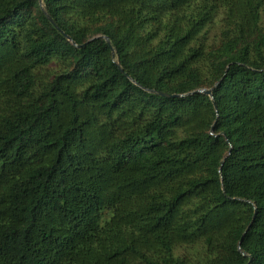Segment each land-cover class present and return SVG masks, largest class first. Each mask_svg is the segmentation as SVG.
<instances>
[{
    "label": "trees",
    "instance_id": "16d2710c",
    "mask_svg": "<svg viewBox=\"0 0 264 264\" xmlns=\"http://www.w3.org/2000/svg\"><path fill=\"white\" fill-rule=\"evenodd\" d=\"M43 3L0 0V264H264V0Z\"/></svg>",
    "mask_w": 264,
    "mask_h": 264
},
{
    "label": "water",
    "instance_id": "95a60500",
    "mask_svg": "<svg viewBox=\"0 0 264 264\" xmlns=\"http://www.w3.org/2000/svg\"><path fill=\"white\" fill-rule=\"evenodd\" d=\"M40 2H41V4H42V6H43L44 12L46 13L48 19L51 20L52 22H54L53 19H52V17H51V15L49 14V12L47 11V9H46V7H45V5H44L43 0H40ZM68 38L70 39L69 36H68ZM105 38L107 39L108 44L111 45V41H110V39H109L107 36H105ZM74 43H75V42H74ZM75 44H76V43H75ZM76 45H77V44H76ZM78 46H81V45H78ZM117 64L119 65L120 69L122 70V67H121L119 61L117 62ZM134 82H135V81H134ZM218 82H219V81H218ZM218 82H217L216 84H218ZM135 83H136V82H135ZM216 84H215V85H216ZM213 88H214V87H210V88L202 87V88H198V89H196V90H193V91H190V92H187V93H183V94H178V93H168V92H166V91L153 90V89H148V90L154 91V92H156V93H158V94H160V95H163V96H186V95H190V94H193V93H196V92H202V93H205V94H207V95H209V96L212 97V96H213Z\"/></svg>",
    "mask_w": 264,
    "mask_h": 264
},
{
    "label": "rangeland",
    "instance_id": "374dc122",
    "mask_svg": "<svg viewBox=\"0 0 264 264\" xmlns=\"http://www.w3.org/2000/svg\"><path fill=\"white\" fill-rule=\"evenodd\" d=\"M215 32H216V30H213V31L210 33V35H211V36H214V35H215Z\"/></svg>",
    "mask_w": 264,
    "mask_h": 264
}]
</instances>
